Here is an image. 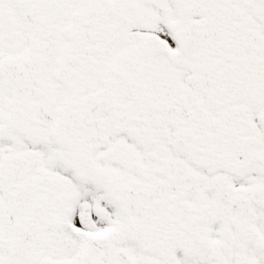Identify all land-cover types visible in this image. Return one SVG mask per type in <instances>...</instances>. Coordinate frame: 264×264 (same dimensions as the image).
Returning <instances> with one entry per match:
<instances>
[{
  "label": "snow or ice",
  "instance_id": "6c2138e0",
  "mask_svg": "<svg viewBox=\"0 0 264 264\" xmlns=\"http://www.w3.org/2000/svg\"><path fill=\"white\" fill-rule=\"evenodd\" d=\"M0 264H264V0H0Z\"/></svg>",
  "mask_w": 264,
  "mask_h": 264
}]
</instances>
